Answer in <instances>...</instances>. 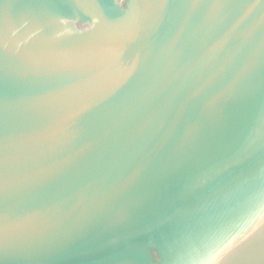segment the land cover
Instances as JSON below:
<instances>
[{
  "label": "water",
  "instance_id": "obj_1",
  "mask_svg": "<svg viewBox=\"0 0 264 264\" xmlns=\"http://www.w3.org/2000/svg\"><path fill=\"white\" fill-rule=\"evenodd\" d=\"M264 264V0H0V264Z\"/></svg>",
  "mask_w": 264,
  "mask_h": 264
},
{
  "label": "clouds",
  "instance_id": "obj_2",
  "mask_svg": "<svg viewBox=\"0 0 264 264\" xmlns=\"http://www.w3.org/2000/svg\"><path fill=\"white\" fill-rule=\"evenodd\" d=\"M220 256L218 247L205 242L200 246H193L181 258V264H221Z\"/></svg>",
  "mask_w": 264,
  "mask_h": 264
}]
</instances>
